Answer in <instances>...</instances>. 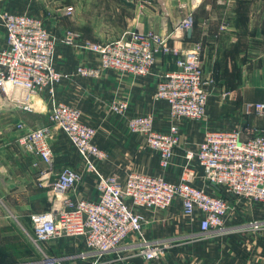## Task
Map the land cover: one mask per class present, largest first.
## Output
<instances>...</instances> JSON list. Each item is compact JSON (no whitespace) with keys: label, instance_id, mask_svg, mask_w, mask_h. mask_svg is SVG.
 I'll return each instance as SVG.
<instances>
[{"label":"crops","instance_id":"0c3cea01","mask_svg":"<svg viewBox=\"0 0 264 264\" xmlns=\"http://www.w3.org/2000/svg\"><path fill=\"white\" fill-rule=\"evenodd\" d=\"M70 4L73 13L68 17L63 2L0 0V14L27 13L43 17L47 28L57 36L54 63L60 70L71 73L55 85L53 93L49 89L36 93L35 108L31 111L17 108L0 91V201L11 208L16 218L24 219L30 209L32 213L48 210L52 193V184L39 183L41 171L48 168L47 164L38 155L25 153L17 144V138L24 131L20 124L26 128H50L49 141L54 151L51 181L62 167L76 168L83 173V181L75 195L98 198L96 174L84 169L83 159L67 135L52 125L49 109L53 102L64 101L81 110L83 122L97 129L96 142L108 154L99 162V171L104 175H117L122 181L130 172H142L177 182L183 172L186 150L196 148L208 129L240 127L243 137L248 138L264 127V116L246 110L247 103L264 102V0H72ZM190 13L199 15V27L180 31L179 21ZM116 15L118 22L109 20ZM101 18L103 22L97 21ZM69 26L76 29L83 40L100 42L129 31L169 34L172 44L183 47H192L194 41L199 40L202 61L206 65L204 72L210 70L208 63L223 61L228 54L233 57L232 61L243 62L246 68L238 67L234 72V77L241 78L234 97L231 92L230 97L226 94L223 99L213 94L208 99L203 119L176 120L167 102L155 95L160 76L176 68L173 56H160L154 72L144 77L115 69L83 76L75 73L76 69L96 67L99 59L83 47L79 36L73 46L65 43L63 34ZM104 26L118 32L116 35L96 34V28ZM85 31H91L87 33L89 37L85 36ZM5 46L6 31L0 24V49ZM123 101L127 102L125 113L114 114L112 105ZM144 114L153 116L160 131H167L172 124L179 127V144L168 167L161 165L159 153L147 145L145 136L129 128L132 116ZM193 166L196 170L193 184L225 197L231 206L223 228L201 232L199 215L185 214L180 199H175L166 210L140 208L145 216L143 236L131 233L121 247L102 256L105 264H264V203L236 197L224 188L208 184L203 169L196 162ZM30 214L27 221L31 225ZM142 238L167 243L164 253L157 259L144 258L138 249ZM31 239L33 241V229ZM54 243L39 248L45 256H66V259L83 262L75 258L86 250L82 241L76 240L72 246ZM37 259V256L19 261L5 259L0 264L43 261L37 262Z\"/></svg>","mask_w":264,"mask_h":264},{"label":"built area","instance_id":"2783aa9c","mask_svg":"<svg viewBox=\"0 0 264 264\" xmlns=\"http://www.w3.org/2000/svg\"><path fill=\"white\" fill-rule=\"evenodd\" d=\"M73 7L67 8V12ZM6 31V46L0 49V91L17 108H35L36 93L49 89L68 78L71 73L59 70L54 64L57 37L50 32L43 19L27 13H1ZM192 13L184 17L177 28L192 29ZM169 34L137 31L105 42H87L85 47L98 56V66H79L75 73L98 75L105 69H115L136 76L154 72L160 56L175 58L176 68L166 70L156 86V98L167 102L173 119L200 120L206 116L209 92L204 80L202 45L192 47L174 45ZM65 43L73 46L74 32L68 31ZM225 93L224 95H226ZM127 102L114 103L112 111L123 114ZM247 112L264 116V102L246 104ZM49 115L52 125L63 131L76 147L87 172L97 176V199L75 195L83 181L78 169L64 166L51 181L54 151L50 144V128L19 127L24 131L17 138L20 147L38 155L47 169L41 171L40 185L52 184L49 209L30 214L33 241L46 243L62 238L82 241L85 251L75 258L85 264H105L103 255L123 245L131 233L143 236L145 216L140 208L166 210L180 199L187 215H199V228L206 233L223 228L231 206L228 200L193 184L196 162L203 169L208 184L226 189L236 197L264 203V127L244 138L240 129H208L204 140L185 153L182 175L177 182L142 172H130L122 181L117 175H104L98 164L107 152L96 142L97 129L82 120V112L64 101L53 102ZM133 133H142L149 147L159 153L160 163L168 167L179 144V127L167 131L156 128L151 114L129 119ZM139 253L146 259H157L167 243L142 238ZM94 259V260H93ZM44 264H66L65 257L46 255ZM219 264V263H217Z\"/></svg>","mask_w":264,"mask_h":264},{"label":"rangeland","instance_id":"374dc122","mask_svg":"<svg viewBox=\"0 0 264 264\" xmlns=\"http://www.w3.org/2000/svg\"><path fill=\"white\" fill-rule=\"evenodd\" d=\"M71 1L72 0H53V2H55V3H61L62 4V2H63V4L65 5V7H64L65 11L64 12H66L65 15H67L68 17H71V15L73 13V11L67 12V8L71 6V4H70ZM142 1L147 2L149 0H142ZM192 14L194 15V19H195L194 26L196 28H198L200 25L199 15L198 14L195 15L194 13H192ZM31 15H34V16H37V17L43 19V17H41V16H38L35 14H31ZM109 20L118 22L119 16L116 15L114 18H112V17L109 18ZM97 21L103 22L104 20L101 18L100 20L97 19ZM0 24L4 27L1 14H0ZM96 29H97L96 34H103V35H113V34L116 35V33L118 32V31H115L113 29H107L106 26L101 27V28H96ZM75 30L71 29V27L69 26V28H67L63 34V40H64V36L66 35V33L68 31H72L75 34L76 41H78V36L81 38V35H79L77 33V31L75 32ZM50 32H52V31L50 30ZM88 32H91V31H88ZM88 32L85 31L86 37H89L87 35ZM131 32L132 31H129L127 33H124L121 36H116L110 40H114V39H118L120 37L126 36V35L130 34ZM134 32H137V31H134ZM52 34H54V33L52 32ZM80 34H83V33L81 32ZM87 42H100V41L99 40L94 41V40H90V39L89 40H83V47L84 48H86L85 44ZM197 42L201 43L199 40H196V41H194V45ZM201 45H202V43H201ZM228 49H230V48H227V50ZM232 58L233 57L231 56V54H228L227 56H225V60H223V61H216V62L214 61V62L208 63L210 65V70L208 73L204 72V80L207 82L206 87H207V90L209 92L208 99L213 94L214 95L217 94L220 97H222V99H223V95L225 93H227L228 97H230L231 94H233V97H234V93H236L239 90L238 86H239V82H240L241 78L234 77L235 76L234 72L238 67L241 70L246 68V67H245L243 62L237 63L236 61H232ZM203 69H204V71L206 69V65H205L204 61H203ZM61 71H63V70H61ZM229 92H231V94ZM114 114L121 115L119 113H114ZM231 128L241 130L240 127H231ZM231 128H219V129H231ZM214 129H216V128H214ZM72 146L74 147V149H76V147L73 144H72ZM20 148L25 153L30 154L29 152L24 150L22 147H20ZM76 151L78 152L77 149H76ZM37 187L42 189V187H39V186H37ZM50 189H51L50 186L46 188V190L48 191V194L50 192ZM28 213L29 214L32 213L31 209L28 210L26 215H24V219L16 218L13 215L14 213L12 212L11 208L7 207L6 205H4L2 203V201H0V261H5V259L10 260V261H19L20 259L23 260V258L37 256L38 259L36 261L38 262V261L43 260L46 257L41 252V249L39 248L40 245H41V247H43L44 245H48L49 243L55 242L59 245L61 244L62 246H66V245L72 246L71 243H73L77 240L76 238H62V239L52 240V241L42 243V244H36L31 239L32 227L30 224H28V221H27ZM79 246L82 247V245H79ZM4 253L6 255H4ZM83 261H85V260H83ZM17 263H19V262H17ZM65 263L66 264H85V262L81 263L79 260L75 261V259L71 260L69 258H67L65 260ZM37 264H44V262L42 261V262L37 263Z\"/></svg>","mask_w":264,"mask_h":264},{"label":"trees","instance_id":"16d2710c","mask_svg":"<svg viewBox=\"0 0 264 264\" xmlns=\"http://www.w3.org/2000/svg\"><path fill=\"white\" fill-rule=\"evenodd\" d=\"M4 255H6V254L4 253Z\"/></svg>","mask_w":264,"mask_h":264}]
</instances>
